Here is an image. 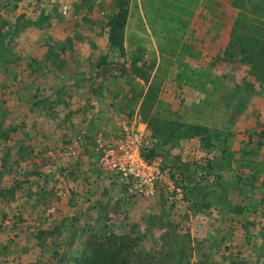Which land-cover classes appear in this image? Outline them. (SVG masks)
Wrapping results in <instances>:
<instances>
[{"label": "trees", "instance_id": "16d2710c", "mask_svg": "<svg viewBox=\"0 0 264 264\" xmlns=\"http://www.w3.org/2000/svg\"><path fill=\"white\" fill-rule=\"evenodd\" d=\"M12 1L6 4L0 2V9L7 8L11 14L13 13L10 17L0 14V70L19 83L24 82V76L31 78L43 73L57 76L53 71H60L59 74L64 75V79H72L73 82H70L69 88L62 84L48 94L41 92L38 87L35 88V93L32 95L34 100L30 105L31 110L44 113L57 121L60 119L57 107L62 106L67 109L64 117L57 122L59 130L63 126L73 128L72 121L80 113H87L90 117L82 119L84 123L82 127L85 128L86 134L75 148V150L81 148L82 153L80 155L77 153L73 163L66 164L62 159L57 165L48 156V152L52 150L50 147L42 146L35 149L26 141L29 135L24 132V124L4 127L1 121L0 144L12 140L11 136L15 135L17 130L21 131L23 138L15 141L17 143L16 158L9 169H6L9 149L0 157L2 163L0 215L2 220L13 219L10 228L12 237L5 244H0V257L11 255L9 249L14 239L24 231L23 225L26 221L22 215L23 208L31 206L33 209H39L41 207L44 214L51 203L58 198V189L55 190L54 186L59 183L60 178L76 185L87 184L88 194L93 195V180L101 181L104 176L107 178L104 181L108 182V187L103 186L102 195L87 208L90 211H96L93 224L87 220L78 225L80 220L78 215L82 211L75 212L70 219L62 218L52 227H44V223H40L31 234L39 250V256L35 262L29 264H165L173 259L189 263L193 257H196L194 264H264V221L256 222L255 219L257 215H261L264 219V125L257 120L259 131H253L238 153L228 151L226 147L228 139L220 130L187 123L183 121L178 111L166 112L167 110L160 106L162 104L159 98L160 86L154 84L157 67L154 63L147 65L140 55L132 57L127 67L124 63L109 61L108 53L98 56L95 63L90 64L95 69V74L91 78L87 68L79 71L80 65L75 64L77 77L73 79L68 74L67 62L63 56L86 40L85 35L78 29L81 24L91 23L88 19L89 12L96 5L102 6L103 0H80L78 4H74L70 14L75 18L82 15L60 43H54L51 35L43 33L54 20L61 19L56 7L48 9L49 0H37L32 6V11L23 9L20 13L15 12V9H18L19 1L23 0ZM216 1L225 3L236 10V17L230 26L224 45L211 61L213 66L227 70H246L240 84H237L228 94V97L232 96L230 98L238 96V103H241L233 110L235 113L238 108L243 110L246 104L240 97L264 92V0ZM28 4L31 5V3ZM130 6L131 0H111L112 12L102 24V30L106 31L107 35L108 50L119 53L121 57L125 56L124 36ZM19 31L29 33L37 31L44 37L39 45V57L29 58L25 73L15 71L18 59L6 53L10 41ZM139 62L140 65H138ZM103 65H120L121 73L118 76H107L104 82L99 75ZM110 79L116 85L111 84ZM119 79L123 80V87L116 82ZM30 86L29 83L27 89ZM84 86L88 87L85 89L83 106L75 108L78 103L77 93ZM68 89H70L69 92ZM108 92L113 95L110 103L107 100ZM93 101H99L102 104L103 109H99L98 113L94 112ZM83 108L85 112L82 111ZM111 109L123 117L113 127L116 132L120 131L122 121L129 125L135 113L140 116L150 136L156 140L155 147L144 155V159L148 162L160 160L161 170L167 171L175 189L181 190L182 198L191 204L194 216L203 214L210 217L212 211H216L220 216L226 214L243 219L240 243L230 244L229 239H233L230 236L228 239L224 237L194 239L193 244L189 235L179 233L180 220L186 218V215H180L178 221L170 219L169 212L166 213L164 208L169 202L168 196L173 195L166 196L167 192L165 195V190L160 186L156 187L154 195L157 200L156 205L160 209L146 220L144 230H139L136 224L129 225L127 231L124 230L123 225H114L112 218L119 213V199L111 205L113 198L111 192L118 189L119 193L127 196V188L119 181L118 176L113 180L109 174L104 173L97 166L98 154L95 150V137L102 134L97 124V117L107 118ZM112 130L110 135L117 137ZM78 132L74 135V141ZM108 132L105 133L106 136ZM254 136L256 141L254 148H251ZM192 140L198 142L199 150L204 154L203 157L193 156L191 160L183 161L179 155L172 156V151L181 142ZM62 141L66 146L72 143V139L66 134L62 135ZM255 157H260L261 160H254ZM37 159H39L38 163H36ZM83 162L89 165L85 171L81 169ZM47 165H52L53 171L43 173L42 168ZM234 171L238 172L236 181L225 180L224 174ZM8 173L13 175L14 180L10 183L2 182V176ZM231 190H234V193L240 195L243 200H247V204L240 205L228 201L226 197ZM247 191L254 194V197H248ZM76 192L71 191L73 198L77 196L78 192ZM83 200V204L90 203L87 197ZM68 203L74 208V199ZM13 204L15 206L9 211H4L2 208V205ZM169 206L170 211L174 203H170ZM165 215L167 219L163 220L162 217ZM156 230H163L157 238L160 246L147 248V239L149 236L153 237ZM217 250L220 256L216 260Z\"/></svg>", "mask_w": 264, "mask_h": 264}, {"label": "rangeland", "instance_id": "374dc122", "mask_svg": "<svg viewBox=\"0 0 264 264\" xmlns=\"http://www.w3.org/2000/svg\"><path fill=\"white\" fill-rule=\"evenodd\" d=\"M8 1L10 0L0 2L6 4ZM36 1H19L20 4L17 5L18 9L16 8L15 12L20 13L23 9L32 11V6ZM79 2L80 0H49L48 9L56 7L58 15H61V19L54 20L43 32L51 35L54 43L62 42L72 25L81 17L82 14L76 18L70 14L73 5ZM28 3H31V5L29 6ZM64 5H67L70 9L67 16L62 15L61 9ZM130 11L124 36V57H121L119 53L108 50L106 31L102 30V24L112 12L111 0H103L102 6L96 5L89 12L88 19L91 20V23L81 24L78 29L85 35L86 40L63 56L67 62L68 74L71 78L75 79V76L77 77L75 75L77 71L75 64L80 65L79 71L87 68L90 78L94 76L95 69L90 64L95 63L98 56L106 53H108L109 61L124 63L126 67L132 57L140 55L142 61L147 65L154 63L157 67L154 84L160 86L159 97L162 102L160 106L166 109V112L178 111L183 121L187 123L205 125L220 130L228 139L227 150L238 153L248 141V137L253 134V131H259L260 127L256 121L259 120L264 125V92L240 97L241 101L246 102V104L243 110L238 108L234 113L233 110L241 103H238V96L230 98L232 96L228 97V94L237 84H240L241 77L246 73V70H227L216 65L213 66L211 63L224 45L230 26L236 17V10L216 0L202 2L200 0H131ZM0 14L9 17L13 15L7 8H1ZM43 39L42 33L40 34L37 31L33 33L19 31L10 41L6 53L10 57L18 59L15 65L16 72L25 73L29 58L39 57V45L43 42ZM140 64L139 62L138 65ZM55 72L57 76L46 73L31 78L24 76V79L22 78L24 82L19 83L11 77H7L0 70V123L2 121L4 127L13 124H24V132L29 135V139H26V141L35 149L42 146L50 147L52 150L48 152V156L57 165L62 159L66 164L73 163L77 153L79 155L82 153L80 148L79 150L74 149V155L69 154V147L74 144V135L83 128L82 119L90 116L87 113H80L72 121L73 128L63 126L59 130L57 122L64 117L67 109L62 106L57 107V111L60 113V119L57 121L49 118L44 113L31 110L30 105L34 100L32 95L35 93V88L38 87L44 94L55 91L62 84L69 88L72 79H64L65 76H61L60 71H53V73ZM218 78L220 79L218 80ZM110 82L116 85L112 82V79H110ZM116 82L120 84V87H123L122 79ZM29 83L31 86L27 89ZM87 87H82L77 93L78 103L75 108L83 106ZM67 91L69 92L70 89ZM112 96V93L108 92V103H110ZM93 106L95 113H98L99 109H103L99 101H93ZM82 111L85 112L84 108ZM122 119L123 117L114 113L112 109L107 118L105 116L97 117V124L104 139L113 136L110 135L111 129ZM16 132L15 135L11 136L12 140L0 144V157L9 149L6 158V169L11 167L16 158L17 143L15 141L23 138L20 130ZM106 132H108L107 136ZM113 133L117 134L115 130ZM63 134L72 139L70 146H66L62 141ZM255 141L256 137L254 136L253 144L250 145L251 148H254ZM176 155H179L183 161H189L193 156H204L199 150L198 142L195 140L181 142L172 151V156ZM253 159L256 161L261 160L260 157ZM38 162L39 159L36 163ZM0 167L2 169V163ZM88 167L87 162H83L81 165L83 171ZM31 169H33V166H31ZM42 171L43 173H50L53 171L52 165L44 166ZM237 173L235 171L227 172L224 174L225 180L229 182L236 181ZM101 179V181L93 180L92 190H94V194L91 195L88 194L87 184L76 185L73 182H65L60 178L59 183L54 186L55 190L58 189V198L51 203L50 208L44 214L41 207L39 209H33L31 206L23 208L22 215L26 221L23 225L24 231L19 234L18 238L14 239L13 245L9 249L11 255L0 257V264H5V261L9 262L8 264H29L36 261L39 250L31 234L40 223H44V227H52L54 223H58L62 218L68 217L70 219L75 212L82 211L78 215L80 219L78 225L87 220H90V223L93 224L96 211H90L87 208L102 195L103 186L108 187V182L104 181L107 178L102 176ZM13 180L14 177L10 173L2 176V182L4 183H10ZM49 187H52V185H49ZM160 187L165 190V195L167 192L166 196L170 195V191L167 190L165 185ZM229 189L233 188L229 187ZM117 190L111 192L113 197L111 205L119 199V213L112 218L114 225H123L124 230L127 231L129 225L136 224L139 226V230H144L146 220L155 215L157 210L160 209L156 205V197L150 199L128 198L124 193H119ZM71 191H77V196L73 198ZM246 194L248 197H254V194H250L248 191ZM171 195L173 196L169 198V202L164 209L166 213L169 212L172 221H178L180 215H186V218L180 220L179 233L189 235L193 244L194 239H211L210 237L213 239H220V237L228 239L232 236L233 239H229L232 245L242 241L240 229L243 219L226 214L220 216L216 211H212L210 217L203 214L194 216L191 204L182 198V193L173 192ZM85 197L89 198V204H83V198L85 199ZM71 199L75 201L74 208L68 203ZM226 199L240 205L247 204V200H243L240 195L235 194L234 190L229 191ZM21 200L23 201V199ZM170 203H174V206L169 211ZM2 206L4 211H9L15 204ZM162 219L166 220L167 216H163ZM255 219L256 222L264 221L261 215L255 216ZM12 223L13 219L2 220L0 215V244H5L8 239H11L10 228ZM161 232L163 230H156L153 237H148L147 248L160 246L157 238ZM219 256L220 252L217 250L215 259H219ZM195 261L196 257H193L189 263L173 259L165 264H194Z\"/></svg>", "mask_w": 264, "mask_h": 264}, {"label": "built area", "instance_id": "2783aa9c", "mask_svg": "<svg viewBox=\"0 0 264 264\" xmlns=\"http://www.w3.org/2000/svg\"><path fill=\"white\" fill-rule=\"evenodd\" d=\"M61 10L63 16L70 13L67 5ZM85 134L83 127L75 138L74 146L70 147L69 154H75L74 149ZM116 136L104 139L102 134H98L95 137L97 166L113 180L118 176L119 181L127 188V196L150 199L154 197L156 187L162 185L166 186L170 194H181L180 189H175L167 171L161 170L159 159L152 162L144 159V155L155 147L156 140L150 136L139 115L135 113L129 125L122 121Z\"/></svg>", "mask_w": 264, "mask_h": 264}, {"label": "water", "instance_id": "95a60500", "mask_svg": "<svg viewBox=\"0 0 264 264\" xmlns=\"http://www.w3.org/2000/svg\"><path fill=\"white\" fill-rule=\"evenodd\" d=\"M121 73V66L120 65H103L99 70V75L102 80L105 82L107 76H118Z\"/></svg>", "mask_w": 264, "mask_h": 264}, {"label": "crops", "instance_id": "0c3cea01", "mask_svg": "<svg viewBox=\"0 0 264 264\" xmlns=\"http://www.w3.org/2000/svg\"><path fill=\"white\" fill-rule=\"evenodd\" d=\"M202 1H206V0H200V2H202ZM130 10H131V6H130ZM130 13H131V11H130ZM200 39H201V38H200ZM108 76H110V75H108ZM159 98H160V97H159ZM160 101H161V99H160ZM112 129H113L112 131L114 132V129H115V128H112Z\"/></svg>", "mask_w": 264, "mask_h": 264}]
</instances>
